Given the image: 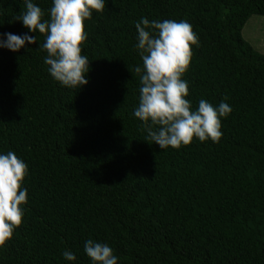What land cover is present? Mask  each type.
Wrapping results in <instances>:
<instances>
[{
    "label": "trees",
    "instance_id": "obj_1",
    "mask_svg": "<svg viewBox=\"0 0 264 264\" xmlns=\"http://www.w3.org/2000/svg\"><path fill=\"white\" fill-rule=\"evenodd\" d=\"M33 2L50 19L52 0ZM23 8L0 0V33L27 31L15 20ZM253 14L264 16V0H106L84 21L78 89L48 73L45 34L0 48V152L28 165L22 222L0 264H90L87 239L118 264H264V53L242 33ZM141 17L184 20L197 34L186 98L231 106L219 142L161 150L132 115Z\"/></svg>",
    "mask_w": 264,
    "mask_h": 264
},
{
    "label": "clouds",
    "instance_id": "obj_2",
    "mask_svg": "<svg viewBox=\"0 0 264 264\" xmlns=\"http://www.w3.org/2000/svg\"><path fill=\"white\" fill-rule=\"evenodd\" d=\"M24 8L15 20L27 31L22 34L0 33V48L17 52L37 41L36 35L45 34L39 45L46 51L44 64L51 77L60 85L78 89L88 83L89 59L81 54V42L87 38L84 21L93 10L101 12L106 0H52L48 20L33 0H22ZM135 49L142 60L135 72L141 73L138 105L132 115L143 122L147 135L161 150L179 149L193 139L219 142L221 118L232 111L224 100L213 105L200 99L193 108L188 82L182 78L192 57L190 45L198 44L197 34L184 20L149 21L141 17L135 22ZM153 126H156L153 128ZM28 165L13 151L0 152V246L9 240L21 224L27 202V188L22 181ZM83 251L90 264H118V257L107 244L87 239ZM66 261L76 260L73 252L62 253Z\"/></svg>",
    "mask_w": 264,
    "mask_h": 264
},
{
    "label": "rangeland",
    "instance_id": "obj_3",
    "mask_svg": "<svg viewBox=\"0 0 264 264\" xmlns=\"http://www.w3.org/2000/svg\"><path fill=\"white\" fill-rule=\"evenodd\" d=\"M243 36L257 50L264 53V16L253 14L244 24Z\"/></svg>",
    "mask_w": 264,
    "mask_h": 264
}]
</instances>
